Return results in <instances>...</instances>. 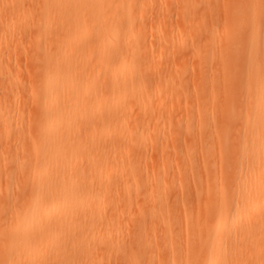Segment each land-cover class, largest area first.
<instances>
[{
  "label": "rangeland",
  "instance_id": "374dc122",
  "mask_svg": "<svg viewBox=\"0 0 264 264\" xmlns=\"http://www.w3.org/2000/svg\"><path fill=\"white\" fill-rule=\"evenodd\" d=\"M133 2L136 10L117 20L115 26L123 30L124 20L131 17L135 35L142 38L138 45L132 46L130 37L129 42L122 39L104 50L92 46L87 56L90 60L76 79L78 89L91 83L97 93L105 92L101 100L104 116L112 112L119 123L111 136L125 140L114 144L117 155L134 161L133 178L128 177L132 175L130 165L119 158L114 161L121 171L106 172L108 183L103 191L111 199L118 198L102 217L106 222L101 223L110 225L107 237L123 239L122 258L131 264L136 250L134 242H128L132 237L129 231L132 224L139 223V264H200L205 241L212 233L210 215L218 201L220 205L226 200L229 206L216 221L219 236L223 243L230 241L231 249L241 240L244 253L237 255L236 264H252L254 249L260 246L252 245V239L244 234L263 230L264 212L260 211L261 221L242 212L249 206H264V199L251 195L249 186L241 193H232L230 187L241 168L251 165L252 155L264 146V131L256 137V129L252 137L259 139L258 145L245 146L250 138L246 131L249 119L256 113L260 124L264 123V66L258 65L264 55L254 59L244 56L253 28L257 37L260 35L259 24L252 26V21L253 15L262 14L264 0ZM44 8L42 0H19L17 11L5 5L0 9V118L4 117L14 130L8 136L5 123L0 122L2 227L10 221L4 198L12 196L8 177L13 175V165L31 151L29 143L17 137L26 130L33 132L32 126L41 120L42 97L35 89L49 68L31 56L57 50L56 43L49 45V41L27 31L29 20L38 24L43 19ZM17 14L20 19L13 22ZM114 46L132 59L127 64L129 71L115 75L112 83L108 71L103 70L115 68L114 62L108 60L102 65L98 59ZM121 90L128 98L116 104ZM97 93L93 98L96 102ZM84 110L97 114L90 103ZM102 122L95 117L92 126L99 128ZM261 166L264 177V163ZM123 179L131 183L128 191L113 198ZM93 202L89 203L91 210ZM8 233H0V260L8 259L14 250L8 245ZM229 255L220 249L219 258L230 261ZM114 259L109 261L103 255L100 264H117Z\"/></svg>",
  "mask_w": 264,
  "mask_h": 264
},
{
  "label": "bare ground",
  "instance_id": "6f19581e",
  "mask_svg": "<svg viewBox=\"0 0 264 264\" xmlns=\"http://www.w3.org/2000/svg\"><path fill=\"white\" fill-rule=\"evenodd\" d=\"M133 1L135 0H42L45 5L42 9L43 19L38 24H34L32 20L26 23L28 33L40 40L49 41V45L56 43L57 50L52 53L36 52L31 56L33 61L44 63L49 71L44 74L43 83L36 84L35 89V93L42 97L41 120L32 126L33 132L26 130L17 137L18 140L27 141L31 151L24 153L13 165V175L8 177L12 196L4 198L10 211V221L4 227L0 225V233L5 230L9 232L11 240L8 245L14 250L8 259L0 260V264H100L103 263V255L109 261L114 257L117 264H127L122 258L123 239L107 237L110 225L101 223L106 222L102 217L109 205L115 199L118 200L109 198L103 187L108 183L106 172L121 171L114 159L119 158L126 166L130 165L132 175L129 174L128 177L132 178L134 161L117 155L114 144L125 140L123 136L115 137L116 139L111 136L119 123L114 120L112 112L104 116L101 100L105 97V92L98 94L91 83L78 89L76 79L84 63L90 60L87 56L92 46L97 50H104L111 43L115 44L122 39L127 43L130 37H133L132 46L138 45L142 38L135 35L136 25L131 17L124 20L123 30L118 31L115 26L117 20L130 16L136 10ZM4 5L14 12L19 8V0H0V9ZM262 11L258 17L253 15L252 26L255 22L259 24L260 35L257 37L258 33L253 28L252 41L244 54L250 59L264 55V5ZM11 18L6 25L11 23ZM19 19L17 14L13 22ZM96 31L97 35L93 37L92 34ZM256 41L260 43L255 44ZM237 57L241 55L238 53ZM131 59L132 57L114 46L105 56H100L98 61L102 65L108 60L114 62L115 68L103 70L108 71L104 73L114 83L115 75L129 71L127 64ZM259 64L264 66V57ZM133 90L130 91L131 96ZM96 93L99 98L97 102L93 100ZM127 98L128 94L121 90L114 103L118 104ZM262 102L264 103V99ZM89 103L97 108V114L84 110L85 104ZM95 117L103 121L100 124L102 126L96 129L92 126ZM258 117L255 113L246 125L250 137L246 147L258 145L259 139L252 137L255 129L258 132L256 137H260L264 131V123L260 124ZM5 121L4 117L0 118L1 123ZM105 124L108 125L103 126ZM5 128L8 136L14 132L8 122L5 123ZM94 153L97 154L95 157ZM252 156L254 161L241 168L230 191L241 193L249 186L251 195L254 193L264 199V177L260 175V172L263 173L261 164L264 163V146ZM130 184L129 181L121 180L118 187L120 191L112 194L113 198L115 195L122 196L121 192H127ZM250 194L248 199L252 200ZM91 201H94L93 210L89 208ZM228 206L226 200L220 202V205L218 201L215 212L210 215L212 233L205 241L204 258L200 264H236L239 262L237 255L244 253L241 250V240L235 241L231 249L230 241L223 243L219 236L216 221ZM260 211L264 212V206H249L242 213L249 212L252 218L261 221ZM262 229L244 234L246 239H252V245L260 246L254 249L252 264H264V227ZM139 231V223L131 225L129 232L132 237L128 242H134L136 250L131 264H139ZM222 247L224 252L231 253L229 257L232 260L219 258ZM67 255L69 256L66 257Z\"/></svg>",
  "mask_w": 264,
  "mask_h": 264
}]
</instances>
